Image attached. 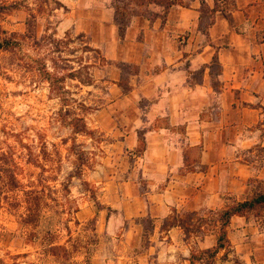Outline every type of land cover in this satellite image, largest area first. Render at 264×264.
I'll return each mask as SVG.
<instances>
[{"label":"rangeland","instance_id":"374dc122","mask_svg":"<svg viewBox=\"0 0 264 264\" xmlns=\"http://www.w3.org/2000/svg\"><path fill=\"white\" fill-rule=\"evenodd\" d=\"M114 2L126 4L130 13H151L150 0ZM70 5L72 0H0V201L12 195L1 187L12 181L15 169L25 189L46 187V195L53 192L66 207L45 209L38 225L27 227L21 223L23 209L13 211L0 204V264H148L157 262L162 248L164 264H262L258 261L264 262V206L247 214L253 227L249 233L239 231L245 224L238 218L231 220L232 247L215 257L204 253L207 248L200 243L206 236L209 244L217 240V223L205 220L212 217L210 210L217 212L242 200L230 198L221 208L195 210L198 215L192 223L205 218V228L185 234L179 250L168 243L166 233H153L157 223L167 228L192 211H172L164 222L148 214L151 187L141 171L146 148L141 120L151 101L131 91L136 87L135 64L113 63L98 48L106 58L101 62L97 53L82 49L91 40L67 25ZM129 12L124 20L132 18ZM208 12L205 6L206 20ZM80 34L84 37H77ZM88 61L94 64L91 85L70 77L74 68L80 79L85 78ZM82 101L94 107L86 115L92 132L74 134L62 114L67 109L82 114L78 108ZM210 110V117L216 118ZM210 125L211 136L201 138V147L232 141L249 149L247 158H264V116L258 122L239 119ZM135 132L136 144L129 138ZM74 138L79 149L72 147ZM250 188L247 199L264 193V180L251 179ZM242 242L251 243L250 262L236 249ZM50 243L65 245L68 251L53 255ZM62 254L67 259L62 260Z\"/></svg>","mask_w":264,"mask_h":264},{"label":"crops","instance_id":"0c3cea01","mask_svg":"<svg viewBox=\"0 0 264 264\" xmlns=\"http://www.w3.org/2000/svg\"><path fill=\"white\" fill-rule=\"evenodd\" d=\"M150 1L151 13L134 14L123 37L114 21L113 0H72L67 25L87 34L108 60L138 68L131 91L151 101L141 120L146 148L140 170L151 187L148 214L164 222L172 211L221 208L227 199L245 200L250 180H264V158H247L249 149L232 141L200 146L202 137L210 138L213 121L263 119L264 0H205L215 10L208 15V20L214 16L208 28L202 0ZM215 58L218 72L210 66ZM210 109L216 118L210 117ZM129 136L136 144L137 132ZM235 218L245 224L240 232L252 231L246 216ZM153 229L166 233L176 250L186 240L179 225L164 228L157 223ZM208 237L200 241L203 248L216 245ZM250 244L236 245L246 262L251 260ZM160 256L164 260V248L157 262L148 264H164Z\"/></svg>","mask_w":264,"mask_h":264},{"label":"trees","instance_id":"16d2710c","mask_svg":"<svg viewBox=\"0 0 264 264\" xmlns=\"http://www.w3.org/2000/svg\"><path fill=\"white\" fill-rule=\"evenodd\" d=\"M116 1L121 2L123 0H116ZM170 4L171 2H167V6H169ZM205 6L208 7L205 0H202V9H201L202 14ZM113 7L115 10L114 21L119 28L120 35L123 37L131 21V18L130 19L128 18L126 20H124L123 18L124 14H127L129 12L127 9L128 6L126 4L119 5L118 3L114 2ZM121 10H122V15L119 16ZM208 11L210 15L213 14L215 10L214 9L210 10V8L208 7ZM129 14L132 17L134 14H137V12H132V13L129 12ZM211 16L210 19L208 20L209 22H207L208 23V25H206L207 28L209 25H211L214 22V16L212 17ZM77 37L80 38L84 37V34H80ZM2 45H3V40L1 39L0 36V47ZM82 49L87 53H97L101 62L106 61V58L102 55L100 49L92 46L87 41L84 42ZM210 66L212 72H218L219 62L217 58L213 60ZM84 67L86 69V74H87L85 78L80 79L79 71L74 68L73 71H71L70 73V77L72 79L80 80L85 85H91L93 83V77L90 72V69L94 67V64L88 61L84 65ZM125 90L127 91V89ZM78 108L82 111V114L77 112H72L71 109H67L66 112L62 114L64 120H67V123L72 126V131L74 134L91 133L92 131H90L88 127L86 115L87 113L92 111L94 107L87 104L85 101H82L79 102ZM72 147L74 149L77 147H78L77 149H79L80 147V144L76 142V138L73 139ZM83 154H84L83 150H81V152L79 153L80 159L84 158ZM76 173L78 177H80L82 174L81 170L76 171ZM11 179L12 181L4 184V186L1 187V190L5 192L6 191L10 192L12 195L9 196L7 195L6 197H3V200L0 201V204H6L8 208L13 211H19L20 209H23L24 211L20 213L21 223L23 225H26L27 227L37 226L38 222L40 221V218L42 217L43 211L49 207L60 206L62 208H66L63 201H60L58 197H54L53 192H51V195L50 194L46 195V187L25 189L26 187L18 179L17 172L15 169L12 171ZM20 193H22V196L19 195ZM261 206H264V193H256L252 196V198L245 199L242 201H235L232 206H229L223 210L217 212L210 210V214H212V217L208 219L210 220V222L208 220H205V218L199 217L198 218L199 222L197 224L195 223L193 224L192 221L194 217L198 215V212L192 211V212H188L187 219L181 218L178 221H174L173 223H171L170 226L179 225L184 230L185 234L188 235L191 232H195V231L198 232L202 230V228H205L204 220L207 223H212V222L217 223L216 227L218 228V234H217L216 245L211 248H208L206 251H203L204 253H208L209 255L215 257L221 249L232 247V243L228 236V227L231 223L232 218L236 215L247 216V214L251 210H255L256 208ZM48 250L50 252H53V255H59L60 252L66 253L68 251L65 245H55L53 243H50ZM61 259L62 260L67 259L66 254L64 255L62 254ZM12 264H17V263H12Z\"/></svg>","mask_w":264,"mask_h":264}]
</instances>
